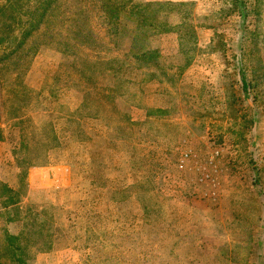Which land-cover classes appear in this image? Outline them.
<instances>
[{
  "label": "rangeland",
  "instance_id": "obj_1",
  "mask_svg": "<svg viewBox=\"0 0 264 264\" xmlns=\"http://www.w3.org/2000/svg\"><path fill=\"white\" fill-rule=\"evenodd\" d=\"M236 1L110 0L116 23L107 0H58L26 39L15 28L0 264H18L7 229L27 264H264V0ZM141 26L161 30L158 57Z\"/></svg>",
  "mask_w": 264,
  "mask_h": 264
},
{
  "label": "trees",
  "instance_id": "obj_2",
  "mask_svg": "<svg viewBox=\"0 0 264 264\" xmlns=\"http://www.w3.org/2000/svg\"><path fill=\"white\" fill-rule=\"evenodd\" d=\"M58 0H1L0 2V46L4 45L8 40L11 39V35L14 33L15 28L21 25H24L26 21L28 22L29 28L24 30L23 38H27L31 35V33L36 30L40 24H42L43 20L47 16L50 8L57 2ZM107 12L108 16L110 18L115 19V22L118 23L122 20V14H121V8L118 6L115 2H109L110 0H107ZM241 4H244V6L247 4L246 1L240 0L236 1ZM128 4H131V1H129ZM132 5V4H131ZM153 3H147L146 5H137L133 6L132 11L129 13V18H133L135 15L136 10L140 11L141 13L143 10H149ZM183 5V4H182ZM246 9V8H245ZM147 20L146 17L142 20L143 23H145ZM155 26V25H153ZM141 26L139 28L140 30H143ZM166 29L162 30L163 33H171L173 32L172 27L169 28V26H166ZM161 30L156 27L155 33H160ZM141 34H139V40L143 39L146 41V45L144 48L141 49V56L142 57H152L156 58L159 56V52L157 50H154L153 47H151L152 40L156 37L155 33H153L152 30L147 28L145 31H140ZM137 37H133V40H135ZM23 39V40H25ZM23 43V41L21 42ZM245 86V84H244ZM2 134V133H1ZM0 141H6V137H1ZM6 186V185H5ZM5 190L9 192L10 196L8 197V200L4 199L1 200V205L3 209L10 210L12 206L16 205L17 202L19 203V199L15 198L18 197V194L16 191L12 190L9 187H5ZM4 193L0 191V199H3ZM57 208V207H56ZM9 221L13 222V218H9ZM7 232L5 241H8V245L11 247V250L9 252L17 253V251H20L18 254H16L15 261L18 264H27L24 257L21 256L22 254V246L16 245V242L19 240V237L15 234H11L9 230H5ZM20 236V235H19Z\"/></svg>",
  "mask_w": 264,
  "mask_h": 264
},
{
  "label": "crops",
  "instance_id": "obj_3",
  "mask_svg": "<svg viewBox=\"0 0 264 264\" xmlns=\"http://www.w3.org/2000/svg\"><path fill=\"white\" fill-rule=\"evenodd\" d=\"M160 1H162V0H160ZM170 1H174V2H187V1H189V0H170ZM57 168H63V167H54L53 169H57ZM64 168H66V167H64ZM132 185V184H131ZM126 187H129V186H126ZM175 210V208H171V209H169L168 210V212L170 211V213L171 212H173ZM177 212V210H175V213ZM179 213H180V216L178 217V215H176V219H179V218H181V215H183V214H186L185 213V210H181V208H180V211H179ZM173 226V225H172ZM171 228V227H170ZM174 228V227H173ZM175 228H177V227H175ZM174 228V229H175ZM182 229H183V227H182ZM185 229V228H184ZM177 230V229H176ZM179 235L177 236V233L175 232L174 234H175V237L172 239V241L175 243V244H180V245H183L182 243H183V238L186 236V235H188V233L187 232H182L183 230H181V228H179ZM186 231V230H185ZM175 256H178V257H180V254H178V253H175ZM182 263L183 262H186V263H189V260H182L181 261Z\"/></svg>",
  "mask_w": 264,
  "mask_h": 264
},
{
  "label": "built area",
  "instance_id": "obj_4",
  "mask_svg": "<svg viewBox=\"0 0 264 264\" xmlns=\"http://www.w3.org/2000/svg\"><path fill=\"white\" fill-rule=\"evenodd\" d=\"M218 156H220V152H216V157H218ZM189 158H190V155L189 154H185L183 156V158L181 159L182 166H180V167L183 168L185 166V164L189 162Z\"/></svg>",
  "mask_w": 264,
  "mask_h": 264
}]
</instances>
